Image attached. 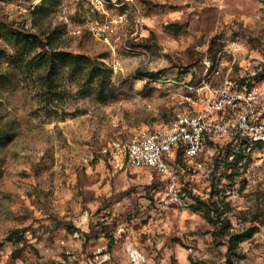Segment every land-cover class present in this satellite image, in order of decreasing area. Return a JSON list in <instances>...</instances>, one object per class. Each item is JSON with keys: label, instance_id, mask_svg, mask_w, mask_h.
<instances>
[{"label": "rangeland", "instance_id": "obj_1", "mask_svg": "<svg viewBox=\"0 0 264 264\" xmlns=\"http://www.w3.org/2000/svg\"><path fill=\"white\" fill-rule=\"evenodd\" d=\"M57 52L106 88L61 59L46 80ZM226 81L264 89V0H0V264H264V146L217 141L186 203L114 152ZM250 226L236 253L218 234Z\"/></svg>", "mask_w": 264, "mask_h": 264}, {"label": "built area", "instance_id": "obj_2", "mask_svg": "<svg viewBox=\"0 0 264 264\" xmlns=\"http://www.w3.org/2000/svg\"><path fill=\"white\" fill-rule=\"evenodd\" d=\"M186 99L192 104L199 100L191 94ZM217 141L243 150L264 144V89L260 82L241 86L226 81L201 105L185 110L166 126L116 143L114 152L128 168L144 170L150 178L160 176L162 199L186 203L189 195L182 179L189 180L205 169L207 150H215ZM179 150L183 164L174 166Z\"/></svg>", "mask_w": 264, "mask_h": 264}, {"label": "trees", "instance_id": "obj_3", "mask_svg": "<svg viewBox=\"0 0 264 264\" xmlns=\"http://www.w3.org/2000/svg\"><path fill=\"white\" fill-rule=\"evenodd\" d=\"M171 27H176L175 24H171L170 25ZM57 59H61L62 61H64L70 68H72L75 72H81L82 70L84 69H90V67L93 68L92 72L89 74V82H96L98 84V86L101 88V89H105L107 84H108V81H109V78L107 75H103L101 73V68L100 66H97L95 64H93L92 61L88 60L87 58H85L84 56L82 55H73L72 53L70 52H57L56 53V57H54V55H50V57L47 58V61L49 62L50 64V68L48 70V72L46 73V75H43L42 77H45L46 80H51L54 78V70L56 68L55 66V63L57 62ZM26 62V54L24 53H21L19 55H17L14 59H13V63H15V65H17V67H22V65ZM30 63V61H28ZM94 71H96V73H94ZM97 75H101L102 77L100 78H97ZM252 83V82H251ZM251 83H248V84H251ZM241 86L243 84H240ZM170 124V122L168 123ZM167 124V125H168ZM261 146H264V144H258L257 146H254V147H261ZM183 156H182V152L179 150L178 153H177V157L175 159V161L173 162V165L176 166V165H182L183 164ZM187 189V187H185ZM200 202L205 205L209 211L210 210H213L214 213L216 214L217 216V219H220L221 216H222V213L224 212L223 210L220 211L219 208L220 206L219 205V201L218 200H211V202L207 203L205 201H202L200 200ZM209 218L211 221L212 220V217H210V214H209ZM258 226H250L248 227L247 229L241 231V232H230L229 230L227 229H223L221 232H218L219 235H224V236H227L228 237V240H229V250L230 251H233V253H236V248L238 246V244L241 242V241H244L246 239H249L251 238L254 233H256V231L258 230L257 228ZM10 237V236H9ZM11 237H12V234H11ZM8 239H11V238H8Z\"/></svg>", "mask_w": 264, "mask_h": 264}]
</instances>
